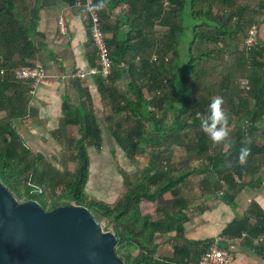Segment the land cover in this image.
<instances>
[{"label": "trees", "instance_id": "trees-1", "mask_svg": "<svg viewBox=\"0 0 264 264\" xmlns=\"http://www.w3.org/2000/svg\"><path fill=\"white\" fill-rule=\"evenodd\" d=\"M63 1L87 11L85 0ZM91 1L112 60L111 75L93 77L95 84L111 107L107 117L118 146L134 162L147 155V164L135 176L120 169L124 189L113 203L85 193L88 148L103 149L87 79L75 81L80 105L64 98V127L53 132L74 170L52 176L51 161L33 155L14 125L32 114L31 81L17 79L15 71L37 64V33L24 23L33 0H0V180L19 201L37 200L47 211L87 207L116 234V252L129 264H199L212 246L223 248L228 239L241 238L264 257V209L258 203L236 218L223 238L185 237L194 206L184 188L193 176L204 199L219 197L232 207H238L246 188L264 187V37L260 30V44L248 48L244 43L246 25L253 21L245 19L250 6L238 0ZM251 10L264 15V0ZM234 54L236 59L226 63ZM213 62L226 64L218 77L209 70ZM245 79L250 89L243 87ZM200 92L205 95L198 97ZM217 97L224 120L216 129L233 132L214 141L201 121ZM67 126L77 127L76 138L64 137ZM178 148L196 154L202 164L179 168ZM173 232L179 241L173 256L160 260L156 239Z\"/></svg>", "mask_w": 264, "mask_h": 264}, {"label": "crops", "instance_id": "crops-1", "mask_svg": "<svg viewBox=\"0 0 264 264\" xmlns=\"http://www.w3.org/2000/svg\"><path fill=\"white\" fill-rule=\"evenodd\" d=\"M77 7H70L63 0H33L24 19L25 25L37 33V63L44 68L46 78L31 97L32 114L24 121L16 120L14 125L33 155L40 154L50 160L65 159L62 147L53 138V132L63 126L64 98H71L75 105L81 104L76 80H70L69 77L79 69L88 70L96 61L95 47L90 40L88 13L81 5ZM61 19L66 23L64 33L59 26ZM85 84L89 86L94 115L101 131L103 153L107 144L118 145L111 130L112 123L107 117L111 107L104 101L93 77L88 78ZM64 137L76 138L77 127H65ZM90 151L98 152L94 147L88 148L89 155ZM73 170L74 164L72 170L67 171ZM205 200L212 202L211 208L203 209L204 215L197 219L191 216L185 226V237L188 240H218L236 218L248 213L254 203L264 209V187L260 190L246 188L238 197V207L226 204L219 197ZM195 207L198 208V205ZM156 242L159 245L157 256L163 260L173 256V245L179 241L173 232L168 235L159 234ZM225 243L223 248L234 255L232 264H264V257L247 247L245 238L228 239Z\"/></svg>", "mask_w": 264, "mask_h": 264}, {"label": "water", "instance_id": "water-1", "mask_svg": "<svg viewBox=\"0 0 264 264\" xmlns=\"http://www.w3.org/2000/svg\"><path fill=\"white\" fill-rule=\"evenodd\" d=\"M117 243L87 207L47 211L37 200L19 201L0 180V264H129Z\"/></svg>", "mask_w": 264, "mask_h": 264}, {"label": "rangeland", "instance_id": "rangeland-1", "mask_svg": "<svg viewBox=\"0 0 264 264\" xmlns=\"http://www.w3.org/2000/svg\"><path fill=\"white\" fill-rule=\"evenodd\" d=\"M242 5H249L250 8L257 7L260 0H238ZM246 11L245 19L251 18L253 21L252 24H257L259 26V30L262 31V35L264 37V15L257 14L253 12V10ZM250 25H246V33L248 32ZM246 43V41L244 42ZM242 43L240 46L242 47ZM237 57L236 54L232 56H228L225 59V62L228 63L229 59L235 60ZM223 62V61H222ZM218 65V66H217ZM217 66V67H216ZM226 68V64H221V62H213L209 66V70L211 74L218 77L217 72L223 71ZM201 95V96H200ZM204 92H200L198 97L204 96ZM224 135H231L233 129L231 127H223ZM114 148V149H113ZM176 158L175 162L178 163L179 168L185 167L186 164L189 166L194 165L200 166V159L196 157V154L189 153L185 150H181L178 148L175 152ZM90 160H91V172L89 182L87 183L85 193L93 200L102 201L106 203H113V200L122 193L123 187V177L120 174V169H124L129 174L136 175L141 169L144 168V165L147 164L148 156L145 154L139 155L138 160L135 162L131 160L127 153L124 152L118 145L111 143L110 145H106V148L103 153L90 151ZM46 159V158H45ZM51 161V165L55 169L52 173V176L55 175L58 171H67L72 170V166L74 163L68 161H59L58 159H46ZM166 165V164H164ZM50 193V192H49ZM184 196L190 201L193 202L194 208L189 210V215L193 217V219H197L202 214V210L206 208H211L212 202H207L202 197V186H200V181L197 176H193L190 180L188 186L184 188ZM198 205V208L195 205ZM201 205L203 208L201 209ZM155 204H150L149 209L154 210Z\"/></svg>", "mask_w": 264, "mask_h": 264}, {"label": "built area", "instance_id": "built-area-1", "mask_svg": "<svg viewBox=\"0 0 264 264\" xmlns=\"http://www.w3.org/2000/svg\"><path fill=\"white\" fill-rule=\"evenodd\" d=\"M86 1L87 13L91 26L89 29L90 40L98 53V65L92 66L88 70L79 69L75 71L69 78L70 80H85L90 77L102 76L108 78L112 73V60L110 57V50L107 45V37L103 34L101 29L100 17L93 9L91 0ZM60 30L64 33L66 30V23L63 19L59 22ZM246 44L248 48H253L260 44V30L257 24L250 26L247 34ZM15 76L19 80H30V96L33 97L36 93L39 84L46 78V72L41 64L37 63L35 67H23L15 71ZM244 88L250 89L248 80H243ZM234 255L221 248L218 244L212 246L204 256L199 264H232Z\"/></svg>", "mask_w": 264, "mask_h": 264}, {"label": "clouds", "instance_id": "clouds-1", "mask_svg": "<svg viewBox=\"0 0 264 264\" xmlns=\"http://www.w3.org/2000/svg\"><path fill=\"white\" fill-rule=\"evenodd\" d=\"M221 98H214L209 104L210 113L206 118L202 119L201 124L206 133H209L214 141L220 140L224 133L223 128L220 130L216 129L217 123H222L224 115L221 110Z\"/></svg>", "mask_w": 264, "mask_h": 264}]
</instances>
